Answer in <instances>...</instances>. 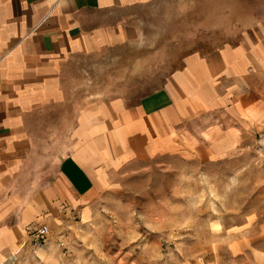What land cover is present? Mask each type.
Masks as SVG:
<instances>
[{
  "label": "crops",
  "instance_id": "obj_1",
  "mask_svg": "<svg viewBox=\"0 0 264 264\" xmlns=\"http://www.w3.org/2000/svg\"><path fill=\"white\" fill-rule=\"evenodd\" d=\"M154 1L0 0V264L88 223L119 171L187 146L191 119L222 111L262 122L251 80L264 72L263 40L190 54L132 105L71 98L78 58L133 39L135 8ZM234 236L221 253L195 249L194 264H264V232Z\"/></svg>",
  "mask_w": 264,
  "mask_h": 264
},
{
  "label": "rangeland",
  "instance_id": "obj_2",
  "mask_svg": "<svg viewBox=\"0 0 264 264\" xmlns=\"http://www.w3.org/2000/svg\"><path fill=\"white\" fill-rule=\"evenodd\" d=\"M134 22L130 41L78 58L71 98L132 105L190 54L264 41V0H155L135 8ZM251 81L264 98V72ZM187 125V146L119 171L88 223L6 264H194L195 249L221 253L238 231L264 232V118L248 126L220 111Z\"/></svg>",
  "mask_w": 264,
  "mask_h": 264
},
{
  "label": "built area",
  "instance_id": "obj_3",
  "mask_svg": "<svg viewBox=\"0 0 264 264\" xmlns=\"http://www.w3.org/2000/svg\"><path fill=\"white\" fill-rule=\"evenodd\" d=\"M47 234H48V227L46 225H42L41 228L38 229L37 237L40 240H44Z\"/></svg>",
  "mask_w": 264,
  "mask_h": 264
}]
</instances>
